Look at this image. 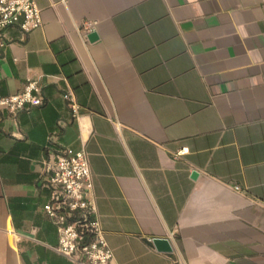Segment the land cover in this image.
<instances>
[{
  "label": "crops",
  "instance_id": "obj_1",
  "mask_svg": "<svg viewBox=\"0 0 264 264\" xmlns=\"http://www.w3.org/2000/svg\"><path fill=\"white\" fill-rule=\"evenodd\" d=\"M36 3L42 26L0 46V98L41 95L0 106V264H72L44 210L66 149L88 155L111 264H264V0Z\"/></svg>",
  "mask_w": 264,
  "mask_h": 264
},
{
  "label": "built area",
  "instance_id": "obj_2",
  "mask_svg": "<svg viewBox=\"0 0 264 264\" xmlns=\"http://www.w3.org/2000/svg\"><path fill=\"white\" fill-rule=\"evenodd\" d=\"M42 24V10L36 0H0L1 47L8 44L4 36L7 28L17 27L29 33ZM96 25L97 22L85 21L80 31L86 35L95 31ZM40 102V86L34 80H28L21 92L0 98V106L12 111ZM44 169L45 186L51 191L44 210L59 233L56 251L72 264H111L113 250L96 216L93 176L87 153L68 149L55 152L45 161ZM172 239L175 240V234Z\"/></svg>",
  "mask_w": 264,
  "mask_h": 264
},
{
  "label": "water",
  "instance_id": "obj_3",
  "mask_svg": "<svg viewBox=\"0 0 264 264\" xmlns=\"http://www.w3.org/2000/svg\"><path fill=\"white\" fill-rule=\"evenodd\" d=\"M97 37H98L97 32H91L88 36L90 41L96 40ZM192 176L195 178L197 176V172H193ZM153 243H154L155 247L157 248V250H159L161 252H172L173 251L171 242L167 238H155L153 240Z\"/></svg>",
  "mask_w": 264,
  "mask_h": 264
}]
</instances>
